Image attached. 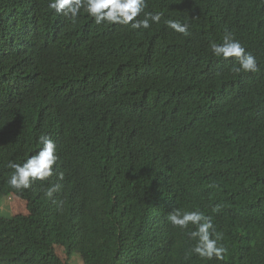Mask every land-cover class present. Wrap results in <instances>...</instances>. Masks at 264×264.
Instances as JSON below:
<instances>
[{"label":"trees","instance_id":"obj_1","mask_svg":"<svg viewBox=\"0 0 264 264\" xmlns=\"http://www.w3.org/2000/svg\"><path fill=\"white\" fill-rule=\"evenodd\" d=\"M48 3L0 0V198L28 210L0 215V264H264V0H148L163 17L143 31ZM228 34L257 72L212 55ZM44 132L63 178L12 189ZM217 204L228 251L201 259L167 216Z\"/></svg>","mask_w":264,"mask_h":264},{"label":"clouds","instance_id":"obj_2","mask_svg":"<svg viewBox=\"0 0 264 264\" xmlns=\"http://www.w3.org/2000/svg\"><path fill=\"white\" fill-rule=\"evenodd\" d=\"M48 7L65 18L75 23L76 19L85 13L96 25H123L133 30L143 31L150 29L153 24H159L163 13L159 11H146L148 0H49ZM167 28L177 33L188 35L187 23L179 20L167 19L164 21ZM211 53L217 58L228 60L236 58L238 67L236 72L255 73L259 70L257 57L249 52L242 42L235 36L228 34L223 37L221 43L210 44ZM37 143L41 145L38 151L29 155L22 162L9 161L7 167L12 169L11 175L7 178V184L15 190H27L36 181H47L53 175L63 178L62 173L56 172L59 160L57 144L52 136L41 133ZM58 184H51L47 187L45 194L51 198L58 190ZM221 205L212 206L210 213L200 210H181L173 208L167 219L171 226L179 229H188L194 226L187 236L194 243L191 246V253L201 259L223 260L227 248L223 245V233L218 231L214 224L213 213L218 214Z\"/></svg>","mask_w":264,"mask_h":264},{"label":"rangeland","instance_id":"obj_3","mask_svg":"<svg viewBox=\"0 0 264 264\" xmlns=\"http://www.w3.org/2000/svg\"><path fill=\"white\" fill-rule=\"evenodd\" d=\"M27 204L25 200L21 199L14 193H9L7 196H3L0 198V215L2 216H10L12 214H27ZM55 252L57 255L64 259L66 258V254L61 245L55 246ZM71 264H82L79 257L76 254H73L70 258Z\"/></svg>","mask_w":264,"mask_h":264}]
</instances>
